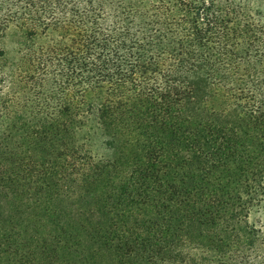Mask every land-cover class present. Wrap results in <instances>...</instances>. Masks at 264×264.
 Returning <instances> with one entry per match:
<instances>
[{
  "label": "trees",
  "instance_id": "trees-1",
  "mask_svg": "<svg viewBox=\"0 0 264 264\" xmlns=\"http://www.w3.org/2000/svg\"><path fill=\"white\" fill-rule=\"evenodd\" d=\"M263 179L264 0H0V264H264Z\"/></svg>",
  "mask_w": 264,
  "mask_h": 264
},
{
  "label": "rangeland",
  "instance_id": "rangeland-1",
  "mask_svg": "<svg viewBox=\"0 0 264 264\" xmlns=\"http://www.w3.org/2000/svg\"><path fill=\"white\" fill-rule=\"evenodd\" d=\"M17 39H20V35L18 32L10 31L8 34V38L6 39V45L8 48H11L15 41ZM95 146L93 147V152L96 154H104L105 149L101 146V143L99 140L95 141ZM226 180H229L227 176ZM264 183V179H263ZM249 222L257 225L258 227L262 228L264 230V192L260 196V202L258 205H256L252 211L250 212L249 216ZM212 255V253L206 249L205 247L201 246L200 244L193 243L189 244L187 243L183 249V254L181 255L182 258L190 259L192 261H197L201 257ZM163 264H172L171 262H165Z\"/></svg>",
  "mask_w": 264,
  "mask_h": 264
}]
</instances>
